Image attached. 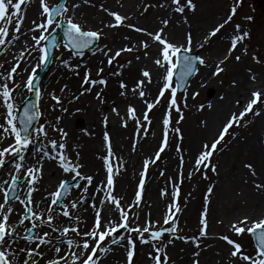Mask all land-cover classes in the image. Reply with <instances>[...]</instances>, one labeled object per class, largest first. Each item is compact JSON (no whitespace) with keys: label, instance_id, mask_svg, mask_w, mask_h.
<instances>
[{"label":"bare ground","instance_id":"obj_1","mask_svg":"<svg viewBox=\"0 0 264 264\" xmlns=\"http://www.w3.org/2000/svg\"><path fill=\"white\" fill-rule=\"evenodd\" d=\"M47 1L51 2L53 0ZM225 1L228 0H200L198 5L197 2H194L197 5L195 12L186 9L183 14L175 12V6L171 5V0H90L89 3H85L84 0L68 1L69 7L73 3L80 5L74 11H70L69 15H73L76 20L82 23H87L96 28L101 27L106 31L109 42L103 49L110 48L114 52L126 46H135L132 52H125L128 57L119 63L117 68L113 69L108 76L103 74L108 81L106 87L96 85L92 87L91 92H84V88L88 87V85L82 84L86 70L90 69L92 74L98 68H103V64L107 62V57L99 50L80 59L66 54L61 56L55 65V82L48 85L47 80H45L46 82L43 83L42 98H52L51 94L54 93L61 100L59 108L56 109L58 112L50 109V115L53 117L48 122L56 125L57 117L61 118L58 126L65 128L69 133L68 148L65 151L70 155L71 159L77 156L78 152V162L83 165L81 172L94 177L93 185L89 187V194L93 192L99 182L104 181L106 178V169L102 157L107 155L106 142L104 140V133L107 131L110 135L113 151L116 154L114 165L116 162L123 163L122 172L117 176L118 180L113 195L122 197L123 201L131 202L133 179L137 174L138 167L141 162L144 164V161L150 158L152 152L151 157H153L158 148H160L164 130L162 120L169 111L166 109L162 112L153 123V126H148L147 128H142L141 126L138 129L136 121L129 119L127 114L128 106H134L137 110V115L140 117L146 107L143 99L149 100V94L157 87L160 89L162 86V72L164 70L154 63V60L160 54L162 46L159 42H153L145 33L136 32L129 27L128 30L122 29L119 32L118 29L107 27L109 23H112L108 19L110 15L100 6L103 5L105 9L126 16L128 22L153 33L162 26L161 21L163 19L171 17V22L165 29L166 39L177 45H187V36L191 34V46L195 50L199 49L202 52V56H205H203L205 64L199 68L195 78L189 81L187 85V89H190H188V95L192 88L201 89L205 85H210L211 87L215 78L211 71L221 61H224L221 66L231 75L230 80L225 87L221 86L218 88L215 98L205 104L203 110L195 112L194 119L188 123L185 149L189 157V164L195 166V159L202 149V144L204 142L211 143L229 116L233 112L239 114L243 110L242 106L246 105L251 99L253 91L261 90L264 92V67L252 66L245 71H237L239 66L235 57L239 56V47L230 51V37L233 36L232 32L235 33V31H231L228 28L215 37H208V34L212 31H210V28L225 20ZM162 4L164 5L163 7L160 6ZM146 5L152 6L148 7L147 11H144ZM22 10L26 12L24 23L21 25L24 35L14 34L10 27L9 37L5 38L6 44L0 47V64L3 65L0 68V72L6 73L11 69L12 64L17 61L20 62V68L17 69V73L13 74L12 77L14 81L21 85L13 93L17 108L22 106L24 99L28 96V90L23 87L28 73L22 72L21 69L34 65L39 58L37 52H32L30 56L25 53L21 61L20 50L34 43L31 40L33 33L29 32V29L33 27L32 21L35 20L39 23L41 19L40 0H31L30 3L26 2V5H22ZM148 11H150L149 14ZM136 20L140 22L135 24ZM34 34L39 35L40 33L37 31ZM16 35L20 36L19 40L15 39ZM206 37H208L207 40ZM24 41H27V45ZM141 41H147L149 48L144 49L141 46ZM145 52L148 54L145 55ZM137 56H139V59L136 58ZM226 56L228 59L225 60ZM63 59H68L72 66L68 67L61 63ZM144 69L150 71L152 83L147 85L146 96L142 99L132 93L130 89L135 86L137 80H146L141 75ZM29 71H31L30 67ZM253 76H255V80L252 79ZM122 80L127 85L125 89L120 87V81ZM9 87H12L11 83ZM82 92L83 94L81 95ZM98 92L103 98V103L96 98ZM121 92H126L127 94L121 95ZM76 97L79 98L76 99ZM238 101L239 103H237ZM209 104L212 106L208 107ZM182 106L184 107L183 104ZM64 108L67 109V112L63 111ZM113 109H117L120 115H116ZM4 112L5 109L0 107V123L3 122ZM76 116L84 117L86 120V127L81 132H76L73 128L72 121ZM104 116L108 117L107 128L103 124ZM259 116H261L260 121L258 120ZM259 116L252 121L245 122L239 128L238 135L231 145L218 157L220 159L217 161V179L212 180L208 186V188L214 186L213 195L210 198L211 203L205 204V207L209 208L208 235L198 237V248L194 247L190 242H183L184 240L181 239L169 245L168 252L172 256L171 261L173 264H193L194 260H199V264H231L233 260L230 256L231 251L225 244L216 239V231L220 228L217 226L224 225L227 229H230L233 223L245 216L249 218L247 226H250L253 220L264 218V190L258 191L255 187L256 183L264 181V113ZM122 118L128 121L127 127L123 126ZM138 132H146L147 134L139 135ZM48 133V139L53 134H56L59 144V133L51 128L48 129ZM12 142L11 137L6 138L0 144V147L7 146ZM46 143L44 140L43 144L48 146L45 150H50V145ZM41 146L40 144L29 146V154H26L29 166L39 158L36 154ZM134 148L135 150H133ZM52 155H56V152L52 151ZM175 159V154H172L157 173L152 176L150 181H146V190L143 193L144 202L139 209L134 208L136 209L134 212L139 215V220L136 223L141 226L144 225L146 218L156 222L155 226L160 220H164L170 195L162 196L161 192L165 188L169 194L172 192L175 174L177 173ZM15 162L14 160L8 164L6 166L7 169L11 170ZM72 162L75 163L77 160ZM43 163V180L39 185V190L33 194L34 205L35 202H40L41 210L46 209L48 206L47 193L54 191L61 179H68L71 175L63 173L56 160L45 158ZM245 163L254 165L257 172L255 177L251 175L249 169L244 167ZM161 171L164 172L163 176ZM5 178L7 179L8 177L5 175ZM79 182L82 187L86 183L85 181ZM80 194V189L72 190L67 199H75ZM99 199L100 197L97 196V204H99ZM17 205V203L12 205L13 214L10 216V222H15L19 219ZM82 207L87 209V211L78 209L80 215L86 220V226L82 220L81 227L87 231L93 224L94 212L88 206V203H84ZM113 208L114 206H106V214L113 218H118V212L114 211ZM57 210H54L53 215L56 214ZM180 219L183 220V217H180ZM59 220L65 225L68 223L66 218L59 217ZM132 222L131 214L130 223ZM41 229L49 231L47 227H41ZM69 234L73 235L72 233ZM19 243L21 247L24 246L22 241ZM124 243L125 241H121L119 244L105 246L112 249V251L105 255L101 264H125L126 252L121 246ZM13 246L15 247L16 245ZM48 247L51 248V245ZM41 250L43 251L44 248L42 247ZM197 251L200 253L198 257L193 255ZM63 254L64 250L62 248L61 255ZM48 255H51V253H48ZM246 263L245 261H236V264ZM41 264H43V261H41Z\"/></svg>","mask_w":264,"mask_h":264},{"label":"snow or ice","instance_id":"obj_2","mask_svg":"<svg viewBox=\"0 0 264 264\" xmlns=\"http://www.w3.org/2000/svg\"><path fill=\"white\" fill-rule=\"evenodd\" d=\"M30 3L31 0H0V47L6 44V39L9 37V28L11 27L14 34H21V25L24 23L26 12L22 10V5ZM85 3H89L90 0H84ZM244 0H235L233 3L230 14L227 18L219 23L209 34L208 37H215L217 33L221 32V29L229 24L233 17L237 14V8L242 5ZM171 5L175 6V12L183 14L186 9L195 12L197 5L194 0H185L184 3L181 0H171ZM170 5V6H171ZM152 5H146L144 11ZM163 7L164 5H160ZM80 5L73 3L71 7L68 6V0H64V3L55 6L50 5L47 0H40V16L41 21L37 23L32 21L33 27L29 29L31 40L34 42L31 46H28L20 50V60L24 58V54L29 56L32 52L38 51L40 53L37 62L34 65L24 67L22 72L28 73L26 80H24L23 87L29 92L33 93L35 100L27 104L23 108V117H19V109L15 105L13 93L21 85L20 83L12 79L13 74L17 73V69L20 68V62L17 61L13 64L11 69L6 73L0 72V107L5 109L3 113V122L0 123V144L3 140L11 137L12 143L7 146L0 147V264H101L98 251L107 255L112 249L108 247H102V242L106 238L111 237L112 244H119L120 240L116 239L115 234L121 228L127 229L130 233L136 234V239H133L131 235L128 236L126 242L121 245L126 252L125 264H133L134 257L137 253V241L141 245H150L152 251L148 253L149 259L152 264H168L167 245L162 242V238L165 233L175 232L176 229L169 227L155 228V223L146 218L145 223L141 226L136 221L139 220V215L136 212H132L133 208L139 209L143 193L146 190V177L148 174L149 164H156L161 159V153L169 146V131L171 124V109H175L179 113V120H183V111L177 104V90L183 89L184 91V107H187V88L185 87V78L191 76L194 72L198 71L196 67L197 62L200 65L205 64V60L200 56L188 55L191 49L192 37L191 34L187 36V46L177 45L166 39L165 29L171 22V17L165 18L161 21V27L154 33L147 29L138 27L133 24H128L127 27L134 29L136 32L145 33L149 36L153 42H159L162 46L158 58L154 60V63L164 70L162 76V86L158 93L157 98L154 101L143 99L147 93V85L152 83V77L150 71L147 69L142 70V77L145 79L137 80L135 86L130 91L143 99V103L146 104V110L143 113V120L137 115V110L134 106L129 105L127 108V114L129 119L135 120L137 128L141 126L147 128L143 122L147 121L148 125L151 124L148 112L151 111L156 105L160 103V99L163 98L165 92L170 90L169 96V111L166 113L162 120L163 124V140L162 145L153 157L146 159L143 164V171L140 173V179L138 181V188L135 193L134 201L128 204H122V197L113 195L115 190V176L120 175L123 168L122 162H116V154L112 148V142L110 135L107 131L104 133V140L106 142L107 155L103 156L104 166L106 169V178L101 181L94 188L93 192L89 194V187L93 185L94 177L86 173L81 172L83 167L79 161V153L77 152V162L73 163L70 155L65 151L68 148L69 133L63 127H59L60 117H57V124L53 125L51 122L40 124L36 127L35 132L32 131V126L35 121L43 116V113L39 110L38 101L42 99V92L37 87L35 80L38 76L37 69L46 68L49 60V49H56L59 47L57 40V30L62 28V25H66L63 31L64 36L68 38V44L66 48L75 49L76 54L80 55L81 50L90 48L95 44L103 33L102 29H86L84 25L75 20L73 15H69L70 11H74L79 8ZM108 15L114 17V22L109 23L107 27L116 28L124 26L127 17L121 15L118 12L105 9L103 5L100 6ZM24 12V14H22ZM186 19V18H185ZM246 20L252 21L253 17L247 16ZM235 34L230 37L231 47L230 51L236 49L237 44H243L246 39H250V32L248 29H242L240 24H235ZM39 31V35H35ZM206 37V40L208 39ZM16 40L20 39L19 35L15 36ZM27 45V41H24ZM141 46L144 49L149 48L147 41H141ZM135 46H126L113 52L112 49H99L107 57V62L112 65L113 61L121 55L122 52H132ZM203 47V45H201ZM30 48V50H29ZM243 52L247 54V48H243ZM111 53V55H109ZM148 53L145 52V55ZM174 57V59H173ZM139 59V56L136 57ZM228 57H225V60ZM235 59L239 61L240 56H236ZM257 63H260V59L256 56L253 57ZM65 66L71 67L68 59L61 61ZM224 61L214 70V75H219L225 69L221 66ZM3 65L0 64V68ZM29 67L31 71H29ZM177 68H180L179 83L173 86V78ZM102 67L97 69V75L103 73ZM78 74V73H77ZM255 80V76L252 77ZM12 87H9V84ZM107 79L100 77L99 79L92 78L91 70H86L85 76L82 80L83 85H88L84 88V92H91L92 87L96 85L107 86ZM67 87V86H65ZM121 89L127 88V85L122 80L120 81ZM83 92L81 93V95ZM126 92H121V95H126ZM198 95L193 93V98ZM52 99L57 105L61 104L60 97L54 93L51 94ZM264 96V92L256 90L251 93V99L243 105V110L239 114L233 112L226 122L222 125L216 138L209 144L204 142L202 144L201 151L197 154L195 159V171H200L201 165L204 167H210L212 172H217V164L212 161L213 154L218 152L223 147L222 142L225 141V137L232 135L230 129L233 126H241V121L248 113L259 116L260 111H254V107L261 102V97ZM79 97H76L78 99ZM97 99H100L103 103V98L100 93H97ZM239 103V101L237 102ZM212 105L209 104L208 107ZM205 105H200L199 108L203 110ZM67 112V109H63ZM116 115H120L117 109H113ZM23 125V128L18 126ZM179 123V121H177ZM103 124L105 128L108 125V117L104 116ZM123 126L127 127L128 121L122 118ZM59 133V144L57 139H48V129ZM172 133L179 134L178 139L182 140L181 129L176 126L171 128ZM139 135H146V132ZM234 138V136H233ZM44 140H48L50 150H45L48 146L43 144ZM42 145L37 152L35 163L29 164L26 160V154H29L30 145ZM218 146H221L218 148ZM135 150V148L133 149ZM177 150H181L179 143L177 144ZM52 151L56 152V155H52ZM56 160L58 166L65 174H71L68 179H61L57 188L47 193L46 209L41 210L40 202H35L33 194L39 190V185L43 180L44 175V159ZM14 159V163L11 170H8L6 165L8 160ZM183 160V156H181ZM115 166V172H114ZM245 168L249 169L251 175L255 177L257 175L256 169L252 163H245ZM218 174V173H217ZM5 175L8 177L5 178ZM161 175L164 172L161 171ZM182 177V173L180 174ZM191 177V173L189 174ZM85 181L86 183L82 187L80 183L76 181ZM21 181L24 183L21 184ZM179 183H182V179H179L173 186L174 191L169 194L165 188L162 190V196H169L170 201L167 205L169 214L164 218V224H168L172 221L173 224H177L178 220L176 216L182 211L179 204ZM256 189L264 190V181L255 184ZM73 188L80 189L81 194L75 198L68 200ZM213 187L207 189L206 205L211 203V197L213 195ZM23 193V194H22ZM99 196V204H97L96 197ZM18 201L23 206V211L18 210L19 219L15 222H10V216L13 214V206L10 201ZM88 203V206L94 212L93 224L87 231L81 227L82 220L86 226V220L80 215L79 210L87 211L83 208V204ZM106 206H114L113 210L118 212V218H113L106 214ZM58 209V210H57ZM79 209V210H78ZM54 210L56 214L53 215ZM77 210V211H74ZM132 214V223H129V213ZM208 214L209 208L206 206L202 212L201 229L199 232L200 237L208 235ZM63 216L67 219L68 223L65 225L60 222L59 217ZM249 218L247 216L241 218L237 222L231 225L232 229L237 235H243L245 232L251 234L258 241L259 255L255 258L245 255L242 252V245L227 235H223L220 239L232 245L233 249L230 252V256L234 258L231 264H236V259L248 262V264H264V218H259L251 222V226L248 225ZM41 227H47L49 231L43 233L36 232ZM27 233V235H25ZM72 233L73 235H69ZM148 234L147 236L145 234ZM57 234V235H54ZM178 239L188 242L193 240L196 242V247H199V240L197 237H185L179 236ZM124 239L123 237L120 238ZM20 241H25L23 247L20 246ZM13 245H16L15 247ZM51 245V248L48 246ZM44 248L42 251L41 248ZM62 248L64 254L61 255ZM51 253V255H48ZM194 256L198 257L200 253L194 252ZM47 256V258H45ZM161 256L164 257L163 262ZM193 264H199V260H194Z\"/></svg>","mask_w":264,"mask_h":264},{"label":"rangeland","instance_id":"obj_3","mask_svg":"<svg viewBox=\"0 0 264 264\" xmlns=\"http://www.w3.org/2000/svg\"><path fill=\"white\" fill-rule=\"evenodd\" d=\"M60 1L61 0H53L51 2H48V1L47 2L50 5L55 6V5H58ZM199 1L200 0H194V2H197V5H198ZM181 2L184 3L185 0H181ZM234 2H235V0L225 1V9H226L225 19L230 14V10H231V7H232ZM214 4H215V2H214ZM149 12L150 11H148V14H149ZM247 16L253 17L252 21L246 20L245 17H247ZM108 19H109V21L114 22V17L110 16V17H108ZM40 21H41V19H40ZM76 21L79 22L80 24L84 25L86 29H102L101 27L96 28L92 25H88L87 23H82L81 21H78V20H76ZM139 22H140L139 20H136L135 24H138ZM128 24H133V23H130L126 20L124 26L116 27L113 29H118V32L121 31L122 29L128 30V27H127ZM235 24H240L242 26V29L246 28L250 32V39H246L243 42V44H239V43L237 44V47H239V49H238L239 56L241 57V59L237 63L239 66V68H237V71H245L249 67H252V66L264 67V0H244L243 4L238 6L237 14L233 17V20L229 24H226L225 27L223 29H221V32L228 29V28H230L231 31H236L235 27H234ZM216 26L213 25L210 28V31L213 30ZM57 31L59 32V30H57ZM103 33H105V35H102L100 37L99 45L95 49L90 51L89 54L87 53L85 55L74 54L68 48H66L65 45L62 43V40L59 39V43H60L59 48L55 52V57L53 59V64L51 66V70H50L49 74L41 83V86H40L41 92L43 89V83L46 82L45 80H47L48 85H51L55 82V80H56L55 79V71H54L55 65L61 56H64L66 54L69 56H74L77 59H80V58H85L88 55L96 53L99 49L105 48L107 43L109 42V39L107 38V35H106V31L103 30ZM220 33H217V35ZM232 34L234 35L235 33L232 32ZM172 43H174V42H172ZM185 46H187V45H185ZM244 47L247 48V54H245L243 52ZM36 52L38 55H40V53L38 51H36ZM190 52H197L201 58L205 59L204 58L205 56L204 55H203L204 57L202 56V52L199 49L195 50L191 46ZM254 56L258 57L261 62L257 63L256 60L253 59ZM127 57H128L127 54L125 52H123V53H121V55L119 57H117L113 61L112 65H109L108 62L104 63L103 64V68H104L103 73H101L98 76L97 71L92 72V74H91L92 78L99 79L101 76L102 77H105L106 75L108 76L110 74V72H112L113 69L117 68L118 64L123 62ZM173 59H174V57H173ZM201 66L202 65H200V67ZM40 70L41 69H38L37 72L39 73ZM214 70H212L211 73H214ZM163 73L164 72H162V76H163ZM103 74H105V76ZM214 77L215 78L213 79V84L211 87H210V85H205L201 89L192 88L189 95H188V93L186 94L187 95V107L182 106V104L184 105V94L183 95L177 94V96H176L177 104L182 109L184 118H183V120H179V113H177L174 108L171 109L172 115H171L170 131H169V146L166 147L165 150L160 154L161 159L158 160L156 162V164H149V167H148V174L146 177V181H150L152 176L157 173L159 168L171 157V155L175 154L177 173L175 174L176 176L174 178V185L177 183V181L179 179H182V183H179V185H178L179 189H180L178 202L182 208V211L180 213H178L176 216L178 223L173 224L172 221H169L168 224H164V220L162 219L155 226L156 229H159L161 227H164V228L172 227V228L176 229V231L174 233L173 232L165 233L164 237L162 238V242L167 245V253H168V258H169L168 264H173V262L171 261L172 256L168 252V248H169V245L174 244V242H176V241L178 242L177 237H179V236H185V237H189V238H191V237H197L198 238L199 237V235H198L199 233L197 234V232H199L201 227H202L201 218H202L203 209L205 208V204H206L207 188L210 185V182L212 180L217 179L216 178L217 173L212 172L210 167H207V168L204 167L203 164L201 165L200 171H195V166L189 164V157H188L187 151L185 149L186 148L185 136H186V132H187V127H188V123L192 122V119H194V113L201 111V109L199 108L200 105H202V104L205 105V104L209 103L212 99L215 98L218 88L221 86L225 87L227 82L230 80L231 75H229L228 72L226 70H224L219 75H214ZM162 83H163V81H162ZM160 89H159V87L154 89L149 94V100L154 101L157 98ZM189 90H187V92H189ZM194 90H195V92H193ZM169 93H170V90L165 92L163 98L160 99V103L158 105H156L151 111L148 112L149 118L151 120V124L148 125L147 121L143 122L145 125H147V127L153 126V123L156 121V119L159 117V115L162 112H164L166 109L169 110V108H170ZM193 93H197L198 95H196L195 98H193ZM31 95H33V93L28 91V96H26L24 101L28 97H30ZM58 108H59V105H56V102L52 98L48 97L46 99L45 98L40 99L39 100V110L43 113V116L39 119L38 125L45 124L46 122L51 120V118L53 116L50 115V109L57 111L56 109H58ZM145 110H146V107H145L144 111ZM144 111L140 114L141 120H143ZM254 111H260L261 114L264 113V96L261 97V102L258 103L254 107ZM255 117H257V116L253 115L252 113H248L244 117V119L241 121V126L237 127L234 125L233 128L229 130L230 133H232V135L226 136L225 141L222 142L223 147L221 148V150L218 152H215L213 154L212 161L214 163L217 164V161L220 159L218 157L220 155H222L223 151L227 147H229L231 145L232 141L237 137L239 128L242 127L245 122L252 121ZM260 118H261V116L258 117L259 121H260ZM177 121H179V123H177ZM72 122H73V128L76 132H81L86 127V120L84 119V117L76 116V118H74ZM79 123H82V126L79 127ZM38 125H37V127H38ZM176 126H178L181 129L182 136H183L182 140L178 139L179 134H174L171 131V128L176 127ZM142 128H144V127L142 126ZM34 132H35V130L33 131V133ZM233 136H234V138H233ZM49 139H57V141H58L56 134H53L51 136V138H49ZM45 142H47L46 144H48V140H45ZM178 143H179V147L181 149L179 151L177 150V144ZM161 145H162V142L160 144V147H161ZM220 147L221 146H218V148H220ZM152 154H153V152H152ZM151 155H150V158H151ZM181 156H183V160H181ZM76 160H77V156H75L72 159V161H76ZM13 161H14V159L8 160L7 165L12 163ZM142 171H143V163L141 162L139 167H138L137 174L135 175V177L133 179L134 184L132 186L133 195H132L131 202L134 201L135 193H136L137 188H138V181L141 178L140 173ZM114 172H115V167H114ZM181 173H182V177L180 175ZM190 173H191V177H189ZM114 179H115V187H116V183L118 180L117 176H115ZM147 188H148V185H147ZM75 189L76 188H74L73 190H75ZM173 191H174V187L172 189V192ZM145 198H146V195H145ZM131 202L121 200L122 204H128ZM143 202H144V198H142L141 205ZM16 203L18 204L17 205L18 210L20 212H22L24 210L23 206H21L18 201L14 202L13 204H16ZM13 204H11V205H13ZM135 210L136 209H134V208L132 209L133 212ZM168 214H169V211H168V208H166V215H168ZM18 217H19V215H18ZM60 217H63V216H60ZM129 217H131V212L129 213ZM180 217H183V220H181ZM129 223H130V219H129ZM217 227H220V228H219V230L216 231V234H217L216 239L218 241L222 242L223 244H225L229 248L230 251H232L233 246L227 244L226 241L220 239L221 236L227 235L231 239H233L234 241L240 243L242 245L243 254L249 255L253 258H255L259 255V251L254 246L251 234L245 232L243 235H237L232 228L227 229L226 226H224V225H219ZM35 231L39 232V233L45 232L41 228H39ZM26 234L27 233H25V235ZM69 235L71 236V234H69ZM129 235H131L133 237V239H136V234L130 233L128 230L122 236H120L118 238L116 237V239L120 240V242L121 241L126 242ZM145 235L147 236L148 234L146 233ZM218 235H219V237H217ZM121 237H123L124 239L121 240L120 239ZM111 239H112L111 237L106 238V240L104 242H102V247H105L109 244H112ZM198 240H199V238H198ZM22 242L25 244V241H22ZM183 242H185V241H183ZM188 242H190L192 245H194V247L196 246L195 241L190 239V240H188ZM151 251H152V247L150 245H141L137 241V253H136V256L134 257L133 264H152V261L148 257V253ZM99 257H100V260L102 261V259L105 257V254L100 252ZM162 259H164L163 256H161V260ZM237 260H239V259H236V261ZM246 264H248V262Z\"/></svg>","mask_w":264,"mask_h":264}]
</instances>
